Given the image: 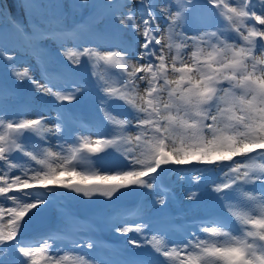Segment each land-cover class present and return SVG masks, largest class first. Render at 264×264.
<instances>
[{"label": "snow or ice", "instance_id": "obj_1", "mask_svg": "<svg viewBox=\"0 0 264 264\" xmlns=\"http://www.w3.org/2000/svg\"><path fill=\"white\" fill-rule=\"evenodd\" d=\"M18 6L39 20L25 28L0 4V18L9 17L17 34L0 30V58L8 62L12 87L27 82L36 93L51 97L55 117L37 112L34 119L20 118L32 109L10 114L0 103V264L11 249L18 264H131L93 256L92 250L104 245L90 234L94 226L87 220L69 216L64 229L33 237L25 233L41 206L49 207L62 190L109 199L121 190L167 194L158 181L175 166L178 179L188 177L184 166H190L196 172L193 183H210L232 223L222 216L193 218L183 225L192 231L185 232L181 246L169 238L177 218L163 211L166 196L157 194L153 206H160V212L146 215L137 207L110 226L117 233H134L138 238L128 243L150 246L163 258L157 264H264V0H207L205 5L197 0H79L74 9L91 7L93 13L71 29L54 14L59 3L21 0ZM201 8L218 22L194 28L189 36L190 18ZM107 17L115 18L118 33H130L132 43L109 41L95 31ZM48 41L58 44L68 64L52 66ZM10 43L40 69V79L7 54ZM104 44L112 50L101 51ZM82 62L91 69L97 106L109 126L107 133L97 129L96 139L81 134L89 127L64 104L91 92L74 71ZM101 62L109 71L118 70L115 83L97 74ZM10 95L8 85L0 82V102ZM117 102L126 114L112 110ZM108 149L123 157L127 170L93 174L94 182L88 183L90 176L77 167ZM97 162L101 171L114 167L99 157ZM212 173L217 176L206 180ZM257 183L258 190H248ZM198 191L186 199L198 201Z\"/></svg>", "mask_w": 264, "mask_h": 264}, {"label": "bare ground", "instance_id": "obj_2", "mask_svg": "<svg viewBox=\"0 0 264 264\" xmlns=\"http://www.w3.org/2000/svg\"><path fill=\"white\" fill-rule=\"evenodd\" d=\"M13 1L14 0H11L10 4H13ZM38 1L39 0H34V3H38ZM74 2L76 4H78L79 0H70L69 7H67V9H64V8L62 9V7H61L62 10L59 11V15L63 19L64 26H66L69 22L72 21L71 20V21L67 22L66 21L67 19H72L75 16H81V18H83L82 20L87 21L88 18L93 13V9L91 7H83V8L77 7V8L74 9L72 7V4ZM91 2H93V0H90V3ZM117 2H119V0H117ZM197 2H199V1L197 0ZM201 2H202V5H203L205 0H201ZM23 12H25V11H23ZM54 14L56 15V12H54ZM14 16H18L19 19L21 20V23L24 25V27L25 28H29L30 24H25L24 23V22H26V17H28V15L27 16L20 15V13L17 12V10H15V9L12 10V6H11V18H14ZM199 16H200V14H199ZM137 17L139 18V15ZM108 18L109 17L105 18L99 24L95 25V31L101 37L106 38L109 41L116 40V39L120 40V38L123 37V33H118L117 32L115 18L112 17L110 20ZM23 19H24V21H23ZM36 19H38V17ZM211 20H212L211 23L218 22V18H214L213 16H211ZM8 21H9V19L7 17L0 18V30H3L5 33H10L13 36H16L17 34L12 31V26L9 24ZM65 21H66V23H65ZM74 22L75 21H72V23H74ZM194 28L195 27H192L191 23L189 22V27L187 29V35H189V36L194 35L195 34V32L193 31ZM198 28L203 30L202 26H199ZM127 40H129V39H127ZM140 42H143L142 38H140ZM46 46L49 49V51L52 50V54L53 55H50V56L52 58H53V56H56L57 59H58L56 61L57 64L56 65H54V64L52 65L54 68H62L64 65L68 64V61H66L64 59V57L62 55H60L59 52H61V49H60V47L58 46L57 43L52 42V41H48V42H46ZM66 46L69 49H72V47H73V45L71 43H67ZM84 46H88V45L86 44ZM92 46L96 47L97 45L95 43H92ZM6 47L8 49V51H7L8 55H15L16 56V61H15L16 63L24 64L26 66H28L29 64L31 65V63H32L34 66L31 65V70H32L33 74L35 75L34 71H37V69H39V68L36 67L34 62L26 54L21 53L19 51V49H17L15 47V45L12 44V43L6 45ZM137 48L139 50L138 45H137ZM57 50H58V53H57ZM100 50L101 51H109V50H112V48H110L107 44H104V45L100 46ZM25 55H26V57H25ZM81 59L83 61V58H81ZM27 63H29V64H27ZM54 63H55V61H54ZM80 67H81L80 72H76V69H78V67L77 68L75 67L74 71H75L77 77L80 80L85 81L88 85L91 86V92L89 93V95L86 98L85 97L80 98L79 102L73 101L70 104L68 102H64V104H65L66 109L69 110L75 117L81 116V117H83L86 120V124L89 127V131H88L89 135H85V136H90L92 139H96L97 137L93 133L97 129L104 130V132L107 133V132H109V126L104 121V118H103V116H102V114H101V112H100V110H99V108L97 106V102H96L95 97H96V95H99V93L97 92L96 86L93 83V78L90 75L91 69H90V67H89L87 62H82ZM102 67H105V66L101 62V65L96 68L97 74L98 75H106L107 78L110 81L115 83V81L118 79V77L115 75V71H118V70L109 71V69L106 67L107 69L105 68L106 70L104 71V74H103V72L101 71ZM6 73H8L7 81L5 79L3 80L1 78V76L3 74H6ZM35 77L37 79H40V75L38 76L36 74ZM2 80L5 82V84L8 85V90L12 92V95L8 96L7 101L0 102V103H3V104L6 105L7 111L10 114L16 113V112H21L22 110H24L26 108H31L32 111L24 112V114L20 118L34 119L37 116V112H41L44 115L48 114V110H46L43 107V104L46 103V102H47V104H50V102L52 101V98L51 97H43V96H41V94L36 93L31 88L30 84L27 83V85H25L26 82L24 83V87L23 86H20L19 88L12 87L14 78L12 77L11 72L9 70L8 62L5 61L3 58H0V82H3ZM41 82L43 83L42 80H41ZM18 90H20V92L22 90L23 91L20 94L18 92ZM33 101H35L37 104L35 103L36 105H30V103L33 102ZM112 110L115 113H120L121 115L127 113V109L124 108L123 105H119L118 102H117V104H113L112 105ZM51 112H52L51 114L54 113L52 107H51ZM50 124H51V122H50ZM74 134H75V132H74ZM28 139H33V138L29 137ZM54 142H56L55 139L52 140V143H54ZM100 154H104L105 161H103V162H108V163H111V164L114 165V167L112 169L107 170V171H101L100 170V163L97 162L96 156H94V157H90V159L87 160L85 166L79 165L77 167V171L79 170L81 172H84L85 174H88L90 176V178H91L93 174L98 175V176L99 175H105V174H111L112 171L121 170V169L124 168V165H125L126 162H125V160H123V157L121 155H119L115 150L108 149V150H106V152H103V153H100ZM93 160H95V161H93ZM167 172H168V169H165V171L162 173L163 176L167 175ZM192 175H194V174L190 173L187 178L181 180V179H178V177H173V175L170 174L171 178L174 179V182L172 183L173 189H175L178 193H180V196H181V198L183 200V204H185V206L190 209L188 211L197 210V208L203 206L207 202L206 199H204L203 196L200 195L199 191H198V197H199L198 201H191V200L186 199V196L191 191H197L199 189V185H197V184L192 182V179H191ZM175 179H176V181H175ZM175 182H177V185L175 184ZM201 188H202V186H201ZM62 194H65L64 190L61 191L60 195H62ZM149 195H150V191L149 190H141V194L138 197L141 200L140 204H142L144 206V208H145L144 213L146 215H150L152 212L155 211V208H156V207L153 206L154 202L150 203V199H149L150 196ZM125 201L126 200H123L121 203H123ZM99 202H100V205H101L102 209L106 208L105 205L107 203L105 201H103V198H100ZM147 202H148V204L150 206H148ZM216 202L222 203L219 200H217ZM8 206H12V205L9 204ZM74 207H75V205H74ZM86 211H88V210H86ZM89 212H91L92 214H95L92 211H89ZM41 213H43V212H41ZM41 213H39V214H41ZM91 216L92 217H94V216L96 217L97 215L95 214L94 216L93 215H91ZM5 219H7V217L3 218V223H4ZM229 223H232V222H229ZM4 224H6V223H4ZM98 224L101 225L102 222H99ZM129 226H133V225L130 223ZM39 235H41V234H39ZM36 236H38V234ZM129 236H130L129 237L130 239L131 238H138V237H136V235L134 233L133 234L131 233ZM175 242L181 243L182 241L176 240V241H174V243ZM141 244H143L142 241H141ZM148 248H150V246H141L140 249H137L136 252H138V256L135 258V260L139 256H141L142 254H144L145 251H147V253L149 254V258H152L154 260L156 259L155 263H153V264H157V262L159 260H161V257L158 254H155L154 252H152V253H151V251L149 252ZM14 264H17V263H14Z\"/></svg>", "mask_w": 264, "mask_h": 264}, {"label": "rangeland", "instance_id": "obj_3", "mask_svg": "<svg viewBox=\"0 0 264 264\" xmlns=\"http://www.w3.org/2000/svg\"><path fill=\"white\" fill-rule=\"evenodd\" d=\"M44 1V2H43ZM58 1V2H57ZM21 2V0H14L13 1V4H10L11 3V0H0V3L3 5V7H5L4 9V12L6 13V10H8V13L10 12L11 13V6H12V10H17V12H19L20 13V15H22V16H27V14L25 13V12H23L24 11V9L23 8H21V7H19L18 6V4ZM50 2V0H39L38 1V3H44V4H47V3H49ZM51 2L52 3H59V4H61L62 5V9L64 8V9H67V7H69V3H70V0H51ZM199 4H201L202 5V2H198ZM205 4H207V0H205V2L203 3V5H205ZM65 6V7H64ZM16 7V8H15ZM208 7H209V5H208ZM61 8L58 10H54V12H56V15H59V11L60 10H62ZM203 9V8H202ZM202 11H204V9L202 10ZM200 12V11H199ZM23 13V14H22ZM258 14H259V12H258ZM60 16V15H59ZM15 17V16H14ZM76 17V18H75ZM75 17H71L72 19H67L66 21L67 22H69V21H78V19L79 18H81V16H75ZM37 18V16L34 14L33 16H32V18L31 17H26V22H24L25 24H30V22L32 23V24H35V23H37L38 22V20H39V18L38 19H36ZM112 17H109L108 19L110 20ZM25 19V18H24ZM24 19H23V21H24ZM29 19V20H28ZM34 19V20H33ZM83 19V18H82ZM199 20H201V19H199ZM37 21V22H36ZM66 21H65V23H66ZM116 22V21H115ZM137 22L139 23V18L137 17ZM162 22V21H161ZM117 23V22H116ZM190 23H192V27H195V28H198V27H196V25L193 23V21H192V18H190ZM163 25V26H162ZM161 28L163 29L164 28V24H163V22L161 23ZM130 35V33H127V32H124L123 33V37H121L120 38V41L122 40L123 42H126L127 41V43H132V37H131V35ZM127 39H129V40H127ZM140 39V38H139ZM129 41V42H128ZM142 43V42H141ZM139 50H138V48H137V52H138ZM51 53V54H50ZM57 53H58V50H57ZM60 53V52H59ZM49 54L50 55H53L52 54V50L51 51H49ZM257 55H259V52H258V54ZM25 57H26V55H25ZM24 57V58H25ZM55 57V58H54ZM53 60L55 61V63H54V65H56L57 63H56V61L58 60L57 59V57L56 56H53ZM26 59V58H25ZM28 59V58H27ZM133 59H135V54L133 55ZM27 64H29V63H27ZM17 65L19 66V67H24V66H26V65H24V64H19V63H17ZM31 65L32 66H34L32 63H31ZM31 65L29 64L28 66H30L31 67ZM77 68V67H76ZM106 68V66L105 67H102V69H101V71L103 72V74H104V71L107 69H105ZM80 69H81V67L79 66L78 67V69H76V72H80ZM34 73H35V75L37 74L38 76L40 75V69H37V71H34ZM4 77V78H3ZM1 78L4 80H6L7 81V79H8V73H6V74H3L2 76H1ZM2 80V81H3ZM4 82V81H3ZM5 83V82H4ZM25 85H27V82H26V84ZM23 87H24V84L22 85ZM23 91V90H22ZM22 91L20 92V90H18V92L21 94L22 93ZM52 102H54L53 100L50 102V104H47V102L46 103H44L43 104V107L46 109V110H48V114H45V115H48V116H51V103ZM36 102L35 101H33V102H31L30 103V105H36L35 104ZM51 123H54V120L51 122ZM49 126H51V124L49 125ZM82 135H89V133H88V131L86 132V131H84V132H82L81 133ZM54 143H56V142H54ZM53 143V144H54ZM237 159H240L239 157H237ZM124 160V159H123ZM86 162H87V160H85V161H83L80 165L81 166H85V164H86ZM184 167H188V166H184ZM174 168V167H173ZM123 170H127L126 168H123ZM190 170H191V168H189V174L191 173V174H196V172H195V170H193V172H190ZM79 171V170H78ZM168 172H169V174L172 172V175L175 173V172H177V173H179V167L178 166H175V168L174 169H172L171 171L168 169ZM213 174H215V173H212V174H210L209 176L211 177V176H213ZM76 179H79V178H76ZM89 180H92L91 178L89 179ZM175 181H176V179H175ZM92 182H94V181H88V183H92ZM175 184L177 185V182H175ZM209 185V184H208ZM253 188H255L256 190H258L259 188H258V183L256 184V185H253V186H249V189L248 190H252ZM199 193H200V195H202L203 196V198L204 199H206V204H204L203 206H201V207H199V208H197V210H192L193 212H196L197 214H199L200 212H202L201 210L204 208V207H206V206H208L209 205V203L210 202H212L211 204H210V207H216L217 208V204H220V205H222L223 203H220V202H216V201H213V198H212V196H213V194H211L212 192H211V190H208V191H205V192H200L201 190H202V188H201V186H199ZM204 190V189H203ZM68 192H70V193H72V194H74V195H76V197H79L78 199H77V205L79 204V206H81V207H83L85 210H88V211H91V210H102V211H104V209H102V207H101V205H100V202H99V200H100V198H98V199H96V196H93V197H91V198H88V197H83L82 196V194H75V193H73V192H71L70 190H67ZM141 191V190H140ZM119 196V195H118ZM117 196V197H118ZM155 197V198H154ZM154 197H150L149 199H150V203H152V202H154L155 201V199H156V195L154 196ZM109 198H107L106 200H103V201H105V202H107V200H108ZM79 201V202H78ZM215 202V203H214ZM214 203V204H213ZM154 207H156V206H154ZM158 207V206H157ZM89 209H91V210H89ZM186 209L187 210H190L188 207H186ZM199 211V212H198ZM100 213V212H99ZM43 214H44V216H48L49 215V217H52V214L51 213H49V212H45V213H41V214H39V216H43ZM96 214V213H95ZM96 215H98V213L96 214ZM4 223H7V219H5L4 220ZM39 225L37 224L35 227H38ZM131 234V233H130ZM201 238H203V236H201ZM175 243H177V242H175ZM182 243V242H181ZM183 246V245H182ZM136 248V250L135 251H137V249H140L141 247H135ZM148 250H149V252L151 251V253L153 252L152 250H151V248H148ZM145 252H147V251H145Z\"/></svg>", "mask_w": 264, "mask_h": 264}]
</instances>
